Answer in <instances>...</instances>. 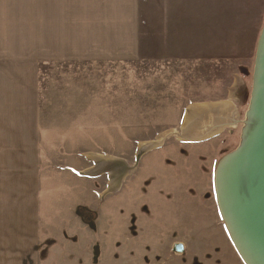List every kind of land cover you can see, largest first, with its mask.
<instances>
[{"label":"rangeland","instance_id":"374dc122","mask_svg":"<svg viewBox=\"0 0 264 264\" xmlns=\"http://www.w3.org/2000/svg\"><path fill=\"white\" fill-rule=\"evenodd\" d=\"M263 22L264 0H0V60L13 68L11 82L35 71L37 83H54L47 95L91 106L55 110L87 122L90 137L64 142L74 156L59 161L89 151L92 165L103 158L107 181L121 165V187L97 202L101 229L84 264H246L221 216L214 172L240 142ZM131 24L139 34L133 59L124 53ZM39 49L53 58L37 59ZM120 50L122 61H109ZM214 91H233L234 123L190 140L199 129L184 117L194 112L210 125L214 103L189 106ZM11 96L0 88V107ZM186 129L190 137L181 138ZM35 175L24 167L20 177ZM26 187L0 183V218H13L0 228L16 223L14 213L35 211ZM114 218L121 236H113Z\"/></svg>","mask_w":264,"mask_h":264},{"label":"crops","instance_id":"0c3cea01","mask_svg":"<svg viewBox=\"0 0 264 264\" xmlns=\"http://www.w3.org/2000/svg\"><path fill=\"white\" fill-rule=\"evenodd\" d=\"M129 29L131 32L127 39L131 43L124 45L125 49L129 48V52L124 53L133 59L139 40L137 24H131ZM118 48L122 50L123 44ZM121 50L108 53L109 61H122L125 55H122ZM39 55L37 59L53 58L52 53L42 55L40 49ZM8 62L0 60V88H6L12 94L10 100L0 107V158H3L0 161L1 189L10 190L16 180L21 183L25 181L28 187L26 191L31 197L34 196L36 203L35 211L29 209L24 214L14 213L18 216L14 218L16 223L12 227L7 225L0 228V264H84L90 237L95 236L101 227L99 223L102 218L96 209L97 202L107 194L109 196L106 197H111L121 187V165L112 172L110 169V180L107 181L100 178L99 163L103 158L92 165L88 158L89 151L78 150L75 162L65 159L59 161L60 157L74 156L73 150L67 149L64 142L87 140L90 137L89 130L83 127L88 125L87 122L76 118L74 113H57L55 110L88 109L91 106L88 102H78L65 95L60 99L53 96V99L47 94L56 89L54 83L49 81L50 88L47 80L42 85L37 83L34 70L33 75L27 73L18 84L17 80L11 82L8 74L13 68ZM69 87L57 86L55 92L69 93ZM224 96L226 98L217 96L214 91L207 97L201 94L196 97V103L189 108L214 103L209 107L214 108L212 123L206 125L203 120L198 124L197 121L202 117L195 116L194 112H191L193 116L188 117L187 113L184 119L187 117L188 125L191 127L194 119L195 128L199 130L190 137L191 129L188 135L186 129L180 135L181 138L190 137L193 138L190 140H194L201 135L217 132L224 125L233 124L237 115L233 104L236 98L233 91L225 92ZM50 142H53L51 147ZM24 167H34V180L30 178L31 175L24 180L20 177ZM106 189L110 192L105 194ZM79 207L95 213L93 227L83 220L78 212ZM10 215L6 213L0 218L3 226L13 219L9 218ZM113 223V236H121V224L117 223L116 218ZM108 227L111 231V220Z\"/></svg>","mask_w":264,"mask_h":264},{"label":"water","instance_id":"95a60500","mask_svg":"<svg viewBox=\"0 0 264 264\" xmlns=\"http://www.w3.org/2000/svg\"><path fill=\"white\" fill-rule=\"evenodd\" d=\"M227 231L246 264H264V22L258 37L252 88L238 146L214 172ZM173 250H182L174 244Z\"/></svg>","mask_w":264,"mask_h":264},{"label":"trees","instance_id":"16d2710c","mask_svg":"<svg viewBox=\"0 0 264 264\" xmlns=\"http://www.w3.org/2000/svg\"><path fill=\"white\" fill-rule=\"evenodd\" d=\"M78 212L80 213L81 217L83 218V220L87 223H89L90 225H92V221L95 217V213L84 208V207H79L78 208Z\"/></svg>","mask_w":264,"mask_h":264}]
</instances>
